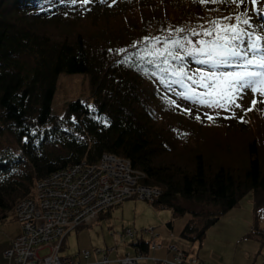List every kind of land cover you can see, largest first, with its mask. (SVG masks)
Wrapping results in <instances>:
<instances>
[{"label": "trees", "instance_id": "1", "mask_svg": "<svg viewBox=\"0 0 264 264\" xmlns=\"http://www.w3.org/2000/svg\"><path fill=\"white\" fill-rule=\"evenodd\" d=\"M42 3L54 6L41 11ZM60 5L59 0H0V135L4 130L14 135L21 151L14 158L0 157L6 161L0 164V222L10 217L15 220L16 203L32 197L36 180L82 161L97 162L103 153L109 152L131 162L132 168L143 175L139 183L160 189V196L150 202L153 207L171 209L175 217L190 215L179 233L182 239L200 245L207 229L238 206L245 194L252 193L254 224L250 235L264 241V228L260 226L264 221V166L258 137L250 136L244 142L246 147L241 157L244 161L239 163L220 162L222 150L213 147V151L206 152L202 150L204 143L189 149L186 163L166 161V155L175 151L170 144L175 139L169 126L161 127L155 118L165 119L163 113L183 111L185 107L191 108L190 104L167 92L157 77L138 74L114 62L117 57L107 50L120 48L128 39L113 45L90 39L91 44L80 34L69 40L38 31L35 27L42 22L65 20L60 15ZM32 6L39 8L31 11ZM241 7H235L228 16L238 14ZM129 20L125 19V24ZM201 20L191 18L173 26L206 24L207 20ZM97 29L106 33L112 25L104 24ZM169 30L170 26L140 34L123 48L140 41L138 48L144 49L141 35L167 36ZM62 72L86 74L92 100L89 103L80 99L70 101L65 118L61 119L69 127L57 133L56 126H50V131L40 135L41 129L58 120L52 114V100ZM173 99L179 107L170 104ZM33 129L37 131L33 133ZM54 138L51 143L60 147V153H51L45 148L46 141ZM183 146L186 145H180ZM228 147L231 153L232 146L224 144L225 149ZM24 163L29 170L17 173ZM182 200L215 208H211L207 217L200 218V212L182 207ZM112 207L100 213L99 218L109 214ZM138 238L131 239L133 249H137L134 254L148 252L150 242ZM176 251L182 252L186 261L191 259L185 250Z\"/></svg>", "mask_w": 264, "mask_h": 264}, {"label": "rangeland", "instance_id": "2", "mask_svg": "<svg viewBox=\"0 0 264 264\" xmlns=\"http://www.w3.org/2000/svg\"><path fill=\"white\" fill-rule=\"evenodd\" d=\"M120 5H122L121 8H119ZM60 7L62 8L60 15L65 17L64 21L42 22L38 24L41 26L35 28L46 35H50L52 38H68L72 40L76 34H80L82 37H86L85 40H88V43L92 44L90 39H93L97 43L113 45V42L125 39H128L126 41L128 42L140 34L178 25L179 21H187L194 18L202 19L201 21L203 22L218 16H228L233 13L237 6L224 3L201 4L193 2V0H116L115 3H113V0H103V3L100 0H90L86 5L82 3L75 5L65 3L61 4ZM252 7L251 0H246L240 12L242 8L251 9ZM257 7L260 6L257 5ZM38 8L34 7L30 10L37 11ZM103 8H109L111 11L101 13L100 9ZM120 17L121 20L119 19ZM125 19L130 20L125 24ZM234 22V20L226 21V23ZM255 23L259 24L261 21L255 19ZM104 24L112 25V29H108L106 33L97 29V27H101ZM200 26L192 25L189 28H194L199 33L201 31ZM204 26L207 27L208 25L204 24ZM173 35H184V33ZM187 35L193 42L189 46H195V42L201 39H210V37L203 35L194 36L191 32H188ZM141 36L142 38L145 37ZM147 36L158 35L150 34ZM126 42L124 44L121 43L123 45H120V48H123ZM150 43L155 48L163 50V46L156 45L155 41ZM188 62H191V60ZM192 64L188 68L203 67L195 63ZM196 91L203 92L205 90L196 89ZM207 91L213 98H219L225 94L221 88ZM226 95L229 98H234L231 93H226ZM176 98L180 97L176 96ZM76 99L85 100L87 103L92 100L87 75L84 73H60L52 100V114L58 120H56L55 124H50L45 129H41L39 131L40 135L43 132L50 131V126H56L55 130L57 133L59 130L66 128V126L69 127L67 122L61 119L65 118L67 104ZM253 99L257 101L253 110L246 112L238 108L233 109L237 117L242 116L246 122H240L239 119L223 118L230 115L228 111L207 108L203 105H192L187 101L185 102L189 103L193 109L192 116L186 111L178 109L163 113L162 115L165 119L155 118L156 121L160 122L161 127L166 128V126H169L175 139V141H170L175 151L166 155V161L177 160L180 163H186L188 161L187 158L190 156L189 149L198 146L199 143H204L202 150L206 152L213 151V147L217 151L222 150L220 162L239 163L244 161L242 159L246 147L244 142L250 136L255 135L261 144L259 153L264 166V96L259 92L254 96L249 90L243 95L242 99L236 102L242 104L243 109H248L252 105ZM180 101L184 102L181 99ZM216 112H220V115L216 116L214 121L208 120L205 116V113L214 115ZM197 114L200 115V120L195 119ZM185 133L187 135H184ZM55 139L47 140L45 148L51 153H60V147L55 143H51ZM226 143L232 146L231 153L228 151L230 147L224 148ZM180 145L186 146L180 147ZM20 154L21 151L17 146L15 136L4 130L0 135V157L6 159L14 158ZM235 159L238 161H235ZM27 170H29V166L24 163L16 172L20 173ZM180 203L186 209L200 212L202 214L200 218L207 217L209 211L213 210L211 208H215L186 202L185 200ZM253 207V194H245L238 206L227 211L216 223L207 229L199 245V242L186 241L179 235L190 217L188 213L175 217L171 209H157L150 202L142 199H125L113 206L109 214L103 216V218H99L90 225L72 230L64 240L60 256L62 258H73V260L85 263L86 261L79 257L81 250L113 248L107 253L111 261L109 264H118L114 260L123 253L130 252L134 254L137 250L133 249L132 238L122 235L126 233L127 229H131L135 233L134 237H139L138 240L141 238L149 242L155 240L162 244V248L155 251H152L149 245V251L144 253L149 259L143 261L144 264H163L159 260H171L175 252L169 249L170 245L175 246L176 249L185 250L190 258H196L205 264H264V241L260 242L250 235L254 224ZM263 225L264 221L260 225L261 228H264ZM149 229L152 231H148ZM18 233L19 224L12 217L0 222V263L7 261L3 252L10 247L12 238ZM47 253V249L41 252L42 255ZM152 258L157 261L152 260ZM95 259L98 258L92 256L90 261Z\"/></svg>", "mask_w": 264, "mask_h": 264}, {"label": "snow or ice", "instance_id": "3", "mask_svg": "<svg viewBox=\"0 0 264 264\" xmlns=\"http://www.w3.org/2000/svg\"><path fill=\"white\" fill-rule=\"evenodd\" d=\"M89 2L90 0H59L61 4L72 5L77 3L86 5ZM100 2L103 3V0ZM115 2L116 0H113V3ZM193 2L242 6L246 0H193ZM251 4L253 6L251 9L242 8L234 17L218 16L205 21L208 26L201 25L199 33L187 25L170 26L167 36L143 37L144 49L138 48L140 41H134L126 48H110L107 51L117 57L114 61L117 65L134 69L141 75L157 77L160 83L166 86L167 92L179 96L181 100L192 105L228 111L230 115L223 118L246 122L242 116L237 117L233 109L251 111L257 101L253 99L248 109H243L242 104L236 101L242 99L249 90L254 96L257 92L264 96V0H251ZM52 6L54 5L42 3L41 11ZM254 18L259 19L261 23H255ZM233 20L234 23H226ZM188 32L210 39H201L195 42V46H189L193 42L189 39ZM174 33L184 35H173ZM151 41H155L156 45H162L163 50L155 48ZM141 52L145 54L140 55ZM189 60L203 67L190 69L187 63ZM217 88H221L225 94L213 98L207 90ZM196 89L205 91L198 92ZM226 93H231L234 98L227 97ZM170 104L179 107L175 99L170 100ZM183 110L189 115L193 111L192 108ZM219 115L220 112L214 115L205 113L210 121H214ZM195 119L200 120V115L197 114ZM32 131L35 133L37 130ZM27 139L25 137V140ZM4 163L6 161L0 160V164Z\"/></svg>", "mask_w": 264, "mask_h": 264}, {"label": "built area", "instance_id": "4", "mask_svg": "<svg viewBox=\"0 0 264 264\" xmlns=\"http://www.w3.org/2000/svg\"><path fill=\"white\" fill-rule=\"evenodd\" d=\"M142 176L127 158L105 152L97 162L82 161L36 180L32 197L19 200L14 207L19 233L3 252L7 261L0 264H109L107 253L113 248L81 250L79 257L86 261L82 263L73 258H62V243L72 230L94 223L100 213L125 199L148 202L157 199L160 189L139 183ZM134 234L127 229L122 235L132 238ZM149 245L151 250L162 247L155 240ZM44 249L48 253L42 255ZM169 249L177 250L172 245ZM137 252L123 253L114 261L118 264H144L148 256ZM92 256L98 259L90 261ZM163 261V264H205L196 258L186 261L180 251L175 252L172 260Z\"/></svg>", "mask_w": 264, "mask_h": 264}]
</instances>
